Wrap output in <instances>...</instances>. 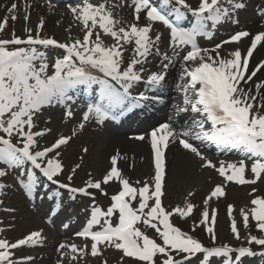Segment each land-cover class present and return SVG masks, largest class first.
<instances>
[{
  "label": "snow or ice",
  "instance_id": "snow-or-ice-1",
  "mask_svg": "<svg viewBox=\"0 0 264 264\" xmlns=\"http://www.w3.org/2000/svg\"><path fill=\"white\" fill-rule=\"evenodd\" d=\"M227 3L231 7H225L224 0H198L196 7L189 5L187 0H161L163 6L158 7L153 6L151 0H132L135 22L127 27H117L121 22L113 17L105 3L94 4L90 0H82L81 3L70 6L74 19L82 26V39L59 43L54 38H42L40 29L44 23L43 19L37 25L35 35L32 34L33 29L25 27L27 35L24 38L16 35L13 29L10 38L0 39V133H3L0 135V162L12 167H23L26 162L30 163L47 181L59 184L61 188L73 193L91 195L88 189L94 188L107 195L103 192L102 184L116 180L121 185V190L111 196V204L106 210L93 204L90 218L83 230L77 233L78 236L90 238L92 241V256L100 254L99 245L120 250L123 257L133 258L138 264H155L158 256L162 257L160 264H185L198 254H202L201 264H211L213 258H220V264H235L243 257L255 254L249 246L236 249L228 244L215 246L217 239L215 209L211 211L210 219L207 207L202 212L200 223L204 225L213 242V246H205L170 221L174 213H178L181 218L188 217L194 206L186 201L185 207L178 206L172 211H167L161 199L166 176L165 149L171 141L177 139L182 148L204 161L203 167L216 168L227 182L241 185L255 183L264 175V103L254 105L257 97L241 87L242 81L247 83L253 80L257 72L264 68V60H261L251 74L246 75L254 50L264 42V31L257 32L251 37V45L247 48L246 54L242 55L241 50L237 48L231 51L227 58L221 56L218 51L222 44L238 43L241 38L250 35L248 31H237L229 40L217 44L212 49L215 56L209 50L198 47L196 43L197 35L209 34L205 31L207 21H211V26L215 28L218 23L229 18L230 12L244 7L243 3L234 0H227ZM169 8L177 17L183 15L181 8L191 12L197 17L193 27L185 29L174 24L169 19ZM16 9V3L8 9L9 13H13L11 16L13 21L17 19L14 14ZM142 13L147 23L141 26L139 20ZM28 19V15H25L24 20ZM153 22H162L170 29L174 54L176 49L185 45L191 46L183 56L182 71L178 77L181 81L178 87L183 93L184 106L178 107L176 111L198 114L200 119L192 121L198 131L177 132L172 126L171 118L169 122L160 123L154 128L150 133L154 175L151 183L146 180L139 188L134 187L118 169L119 154L111 157V168L103 176L102 181L89 179L84 187L79 188L60 183L55 178L62 172L63 166L56 157L59 156V148L68 144L71 136L61 135L50 146L37 150L36 138L44 136L50 129L33 131L34 118L45 106L64 104L72 100L70 90L81 84H99L102 98L106 101L104 105L89 104L83 113V121L94 116L98 123H103L110 118L109 114L114 108L122 109L140 100H159V97L150 98L143 94L132 97L129 91L134 82L142 79L141 73L144 71L142 65L160 40L158 35L155 39L150 36ZM7 24L8 17H5L0 22V31H3ZM101 33L111 37L114 43L106 46ZM128 44H134V54L126 67L122 68L124 46ZM37 45L58 46L65 50L66 54L55 60L52 65L54 71L50 75L49 65L44 54L37 50ZM138 65L141 66L139 70ZM163 67L165 71L148 75L147 83L152 88L162 90L168 64ZM255 88L259 94L260 90H264V81L256 83ZM72 115L71 110L65 113L66 117ZM209 122L210 128L206 129L205 124ZM79 127L83 128L84 123L81 122ZM72 135H75V132ZM14 136L18 138L15 143ZM136 138L146 139L145 136ZM189 138L240 149L242 154L252 161L250 170L254 179L246 178L248 165L243 159L227 165L221 162L217 168L189 142ZM54 150L56 155L51 156ZM75 167L78 168L79 165ZM5 174L6 171L0 168V176ZM68 180H72L71 175ZM38 183V179L33 178L31 170L28 171L27 179L21 181L22 187L29 194L36 189ZM3 188L4 185L0 184V189ZM255 191L253 189V192ZM224 195L223 186L216 185L204 204L207 205L208 199L212 197L219 198ZM137 199L139 203L134 206ZM250 203L252 205L250 209H240L243 225L249 228L251 219L255 222L256 229L264 234V197L256 196ZM115 213H118V222L114 225L112 219ZM227 213L231 221V232L236 239H240L238 224L233 216V205H228ZM139 224L154 229L160 242L142 231L138 227ZM93 226H98V230H92ZM42 239L39 231H33L15 242L0 239V264H20L13 259V250L25 245H35ZM246 239L248 245L254 243L264 247V235L258 237L249 233ZM65 248L70 249L69 254H85V248H78L75 244L61 243L57 250ZM233 252L236 253L234 260L230 257ZM61 255H64L62 251ZM177 256L180 259H177ZM22 259L31 260V257ZM72 259H76V256L73 255Z\"/></svg>",
  "mask_w": 264,
  "mask_h": 264
},
{
  "label": "rangeland",
  "instance_id": "rangeland-1",
  "mask_svg": "<svg viewBox=\"0 0 264 264\" xmlns=\"http://www.w3.org/2000/svg\"><path fill=\"white\" fill-rule=\"evenodd\" d=\"M34 4V8L22 11L18 9V1L16 0L17 9L15 10L14 14L16 15L17 19L13 21L11 19V16L13 13H9L7 9H0V22L3 21L5 17H8V24L6 28L3 31H0V39H6L11 37V33L13 29L15 30L16 35L22 36L24 38L27 33L25 32V27L33 29L32 34H36V27L39 24L40 20L43 19V26L40 29V36L42 38L50 37L54 38L60 43H69L75 39H82L83 37V31L81 30L79 32V35L77 37H71L68 36L66 33L63 32V30L59 27L60 23L57 19L58 15L54 11V8L57 5V2L54 0H30ZM192 1L193 7H196L198 5V2L195 3L196 0H188ZM10 2V1H8ZM234 2H240L243 3L247 7L246 9L240 8L236 9L234 11V14L231 15V18H235L238 16H244V18L238 20L236 23L233 24H227L225 27L221 30L218 36H215L217 38H228L232 34H234L233 31H236L240 28V26L243 24V20H245V16H248V12H251L254 10L253 16H256L257 18L264 20V12H262L264 0H234ZM14 3V2H13ZM195 3V4H194ZM10 4V3H8ZM224 6L225 7H231L227 0H224ZM22 9H25V7H22ZM245 12V13H244ZM28 15L29 19L27 21L24 20V16ZM113 17L115 18L116 15L113 14ZM135 22L134 19H130V23ZM143 23V24H141ZM139 23L141 26L145 24V22ZM147 23V22H146ZM128 23L118 24L117 27L124 26L127 27L129 25ZM222 25V24H221ZM219 25V26H221ZM66 26V25H64ZM69 27V26H68ZM226 31V32H225ZM264 31V29H263ZM219 32V31H218ZM225 32V33H224ZM160 37V40L158 44L153 48L152 54L147 58L146 62L142 65L144 71L141 73L142 79L140 81L134 82L131 87V96L132 97H138L141 94L144 96L146 94L150 95L149 88L151 87L147 83V77L151 73H160L165 71L164 65L168 64V68H170L173 60H175L176 56L180 53L178 50H176V54L173 53V48L171 46V43L169 42V39L166 36V32H164L163 28H158L157 26H152V30L150 32V36L155 39L156 36ZM105 38H102L105 45H111L114 43L113 39L109 36L104 35ZM248 46V45H247ZM245 46V51H247V47ZM37 50L44 54L45 60L49 65L48 68V74H52L54 69L52 68V65L54 64L55 60L58 58H62L60 56H63L64 53L55 49L51 48H44L36 46ZM124 56H123V64L122 67H126L128 61L133 56V48L134 44H128L124 46ZM158 49V51H157ZM233 51V50H232ZM220 53V51H219ZM221 54V53H220ZM223 57H228L229 53H226L223 51L222 53ZM171 61V63L169 62ZM181 62V58L179 57L176 67L178 68ZM37 65L39 64V61L36 62ZM141 66H137V70H139ZM168 68L166 69V75L168 74ZM257 90V89H255ZM253 90V91H255ZM249 91V89H247ZM253 91H249L253 95ZM264 91V90H263ZM264 92H262L260 95H258L256 101H254V105H259L261 103H264ZM58 107H62L64 110H61L59 112V115L56 119H54V123L51 125V129H54L55 131L48 136L46 139H42L38 142V148L42 149L45 146H50L52 143L55 142V140L63 135V136H71V140L68 144L62 145L59 148V156L56 157L60 160L63 168L62 172L58 174V176L55 178L59 180L62 183L70 184L73 188H79L84 187L86 185V182L91 179L93 181L96 180H103V176L107 173V171L110 169V165H108V159L110 156L117 155V151L113 152L112 147L109 149L110 151L106 152L107 157V166L106 170L104 169L102 172H96L95 167V161L93 160L95 157L96 150L99 148L101 142V139L107 138V135H119L121 133L117 129L108 130L106 125L103 123H98L95 119V117H91L87 121H83V113L87 110V106L89 105L87 100L82 97L81 95L75 94L73 96V99L69 101L68 103L64 104H56ZM44 108H47V106L43 107L41 111L44 110ZM75 109V110H73ZM71 110L73 115L71 117H66L65 113ZM41 111L37 114V116L34 118V128L33 131H41L44 129V126H46L44 115L41 113ZM47 116V115H45ZM49 117V116H48ZM84 123V127L80 128V123ZM75 132V135H72V133ZM49 134V133H48ZM0 135H3V133H0ZM104 136V137H103ZM41 137H37L38 140ZM17 137H13V142H16ZM86 149V151H85ZM112 154V155H111ZM51 156H55L56 152L54 150L53 153L50 154ZM105 155V157H106ZM27 163V162H26ZM79 165L78 168L75 166ZM127 165V163H126ZM203 164H201V167ZM75 169V171H73ZM119 169V168H118ZM213 172L209 171L204 174L203 179H200L199 177L195 178L191 181L190 184H170V178L169 176L166 177L165 185L163 186V195L161 197L162 199V205L167 211H172V209L176 207H185V202L191 203L193 207L192 213L188 217L181 218L178 213H174L170 217V221L173 223L174 226H178L184 231L190 232L192 235L199 237L206 246H213V242L210 238V235L205 231V227L203 224L200 223L202 219V212L207 207L209 211V219L211 218V211L215 209L217 211V223L215 225V232L217 239L215 241V246H222L224 244H228L233 249L239 248L241 246H249L253 249L255 252L256 259L254 261L248 260L244 261L240 264H264V247L258 246L256 244L248 245L247 242V235L250 233L252 235L261 236L262 234L259 230L255 227V222L251 221L250 219V226L249 228H245L243 225V219L240 215V209L244 208L245 210H248L252 207L251 200L255 198L256 196L264 197V186L263 188L259 189L258 187L254 186L253 183L248 184H237L235 182H227L223 177L219 175L218 172H215L214 175ZM125 172L122 173V175L130 180L127 176L124 175ZM72 176V180L69 181L68 177ZM127 175L132 178L130 174L127 173ZM246 174V178L251 177V179H254L253 174ZM42 176V174H40ZM264 177V175H261ZM151 175L149 176V178ZM37 179V177L35 178ZM137 179V180H134ZM133 180L135 182H133ZM149 181L148 179H142V178H133L131 183L136 187L143 186V183L145 181ZM7 182H11L8 179V176L6 177ZM139 181V183H137ZM115 186H110L109 184H105L107 186V189L102 184L103 192H106L107 195L102 194V191L100 189H94L89 188L88 192L91 193V195H84L81 194L79 197L72 196H62V191H57L56 189L53 190V194L55 195V192L59 193L56 198L60 200L62 203L66 204L62 208V214L63 216H66L67 218H71L73 223L76 224L77 221L82 218L83 219V208L86 206L85 210L87 212H91V207L93 204L96 206H99L102 208V210H106L107 207L111 204V196L116 194L118 191H120L119 182L114 180ZM151 183V180H150ZM216 185H221L224 188L225 195L223 197H212L208 199V204L205 205L204 201L206 198H209V195L212 191V189ZM45 187V183L44 186ZM41 187V188H42ZM12 189V188H11ZM11 189L8 188L7 193L9 194L11 192ZM45 189V188H42ZM253 189L256 191L253 192ZM55 191V192H54ZM191 193V195H190ZM44 195H48L51 198H54L47 189H45V194H39L41 198L44 197ZM74 195H79L74 193ZM50 203V202H48ZM139 201L135 203L137 206ZM151 203V202H150ZM33 205V204H32ZM228 205H233V216L237 221L238 229L240 231V239H236L233 233L231 232V221L229 220L228 213H227V207ZM11 207L8 204H5L4 207H0V239H7L10 242H15L17 239L23 238L24 236L28 235L30 232L28 230L30 229H36V230H45L46 221L43 220L42 212H44V209H38L37 212L34 214L35 217L38 219L39 223L33 222L29 220L28 212L31 210L29 208L23 209L21 212L15 213L8 207ZM138 227L145 233L150 232V234L156 235V239L158 242L159 238L155 232L154 229L146 227L143 224H139ZM50 235L53 232V228L49 231ZM43 236V234H42ZM72 237V233L68 236L66 239V242L71 245L73 241H70ZM53 240L60 241L59 238H55ZM89 240V247H82L85 248V254L81 255L79 253H70V249L65 248L61 250L65 255V261H62L58 257L53 258L49 261L50 264H58L59 261L60 264H138V261H136L133 258L123 257V254L120 250H116L112 247H105L103 245H99L100 248V254L97 256L91 255V243L92 241ZM46 242V240L44 239ZM38 246H41V248H37ZM55 250L58 251L57 248H53L50 246H47L43 244L42 242H39L35 245H25L21 246L19 250L14 252L13 259L19 261V259H22L24 257H31V260H23L19 261L20 264H41L42 259L37 260V257L41 253H44L45 251ZM263 253V254H262ZM76 256V259H72V256ZM236 253L233 252L230 254V257L234 259ZM160 259L162 257L158 256ZM177 259H180L179 256L176 257ZM201 259L193 260L192 262H186L185 264H201ZM35 260L36 263H35ZM220 258H213L211 259V264H219ZM67 261V263H66ZM240 262V261H239ZM155 263H159L156 262ZM238 262H236L237 264ZM239 264V263H238Z\"/></svg>",
  "mask_w": 264,
  "mask_h": 264
},
{
  "label": "bare ground",
  "instance_id": "bare-ground-1",
  "mask_svg": "<svg viewBox=\"0 0 264 264\" xmlns=\"http://www.w3.org/2000/svg\"><path fill=\"white\" fill-rule=\"evenodd\" d=\"M5 1L8 0H0V5L3 4ZM17 1L19 3L18 9L21 10V12L28 9L32 10V8H34V4H32L28 0ZM90 2L95 4V1ZM191 2H188V4H192ZM117 3L118 4L115 3L116 7L115 9H113L114 14L116 15L115 19L119 20L122 24H124V22L129 23L131 18L134 19V15L130 12V8L122 0H118ZM68 5L70 4L56 5L55 7V10L58 12L57 19L60 23L59 27L68 36L77 37L79 35V32L82 30V26L79 24L78 21L74 19L73 14L68 10ZM22 7H25V9H22ZM9 8L10 7H7L6 9L8 10ZM253 13L254 10L247 13L248 16L245 20L242 21L243 24L240 28L241 30L248 31L250 35L248 37L241 38L240 42L238 43L231 42L224 44L223 46L226 47H224L223 51H225L226 53H230L232 49L236 50L237 48H239L240 50H242L247 44L251 43V37L253 35H255L257 32L262 31L263 24L261 23V21H259V19L253 16ZM141 22H143V20L140 18L139 23ZM102 34L101 37L103 38L104 35ZM214 34H217V32H215ZM261 60H264V42H262L261 45H258L257 49L254 50L253 56L250 58L249 66L254 69ZM177 61L178 59H175L174 64L169 68V74L162 83V90L155 88V90H151H154L155 95L159 97V100L150 99L148 103H146L145 101H141L135 105H132L128 110H126V114L130 115L128 119H131L134 124L137 123L138 119H141L140 123H145L146 120L142 121L143 118H149V116L154 117L158 120H169V118H171V121L175 126H180L183 123L181 113H177L176 111L178 107L184 106L183 93L178 87V77L180 72L182 71V68L175 69ZM261 81H264V68H261V70L257 72V75L253 78V80L248 81L247 83H242V86H244V88H248L249 90H253L251 86L253 84L256 85V83ZM93 85L94 87H92V89L94 90L97 86L95 84H91L90 86ZM262 92L263 90H260L259 95ZM87 98H92V94L87 95ZM61 110L64 109L60 107V105L58 107L56 104L47 106V108L44 109L42 114L47 115L43 116L46 120V126H44V129L47 128L50 129V131L45 133V135L40 138L41 140L46 139L55 131L54 129H51V125L54 123V119L58 117L59 112H61ZM126 130L130 129H125L123 133L118 135L117 137L107 135V138L101 139L102 143L96 150L95 157L93 159L96 162L95 170L99 173L102 172L104 169L106 170L107 157L109 155H106V152L110 151L109 149L112 147L113 152L117 151V154H119L117 162L118 168L123 170V172H125L126 174H130L132 176L131 179L135 177L149 179V176L153 175L154 166V163L152 162L153 154L151 150V144L146 139L139 140L136 138V136L133 138L128 137V134L130 135L133 129L130 130L131 132ZM149 136L150 135L146 136V138H148ZM201 143L203 145L210 144V142L207 140L201 141ZM219 154L223 155L221 152H219ZM241 156L244 161L247 160V158L242 153ZM196 157L197 156L194 155V153L182 148L179 142L175 145L170 142L168 147L165 149L167 170V175L165 176V179L167 176H169L171 185L190 184L191 181L197 177L203 179L204 174L207 173L208 170L213 171L208 167H201V164H203L204 161ZM235 157V153L229 152L225 155L224 159H222L228 161L223 163L225 165H227L228 163H235ZM108 165H110L111 167V156L108 159ZM247 169H250V167H248ZM215 172L217 171H213L212 174L214 175ZM108 184L111 187L115 186L114 180L110 181ZM104 187L105 189H107V186L104 185ZM62 233L63 236L67 235V233L64 231H62ZM57 256L58 253L56 251L51 249H49L48 251L47 249V251L42 253V256L37 257V260L39 261V259H42L41 264H50L49 261ZM250 259H254V257L250 256L247 260ZM37 260H35V263Z\"/></svg>",
  "mask_w": 264,
  "mask_h": 264
}]
</instances>
